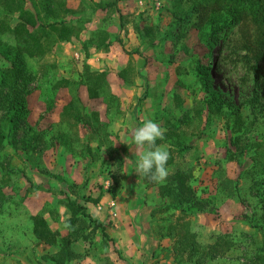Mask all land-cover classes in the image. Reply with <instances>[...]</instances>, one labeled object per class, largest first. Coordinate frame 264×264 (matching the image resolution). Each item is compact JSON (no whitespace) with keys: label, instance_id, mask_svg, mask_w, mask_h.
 I'll return each mask as SVG.
<instances>
[{"label":"rangeland","instance_id":"374dc122","mask_svg":"<svg viewBox=\"0 0 264 264\" xmlns=\"http://www.w3.org/2000/svg\"><path fill=\"white\" fill-rule=\"evenodd\" d=\"M40 1L0 0V23L10 28L0 32V264H128L125 255L152 250L154 262L264 264V61L255 58L264 0H57L62 12ZM20 3L36 25L19 17ZM56 21L73 27L69 40L49 28ZM23 27L42 55L20 50L33 44ZM86 67L106 74L98 98ZM146 118L167 130L159 141L174 162L163 183L140 176L126 186L122 148ZM176 171L194 189L179 223L189 222L199 253L173 228L185 206L177 190L160 194L159 185L176 187ZM152 186L158 197L144 192ZM106 190L145 194L146 227L139 213L128 229L122 211L118 238L104 237L87 211ZM72 201L86 209L73 222ZM36 214L54 244L38 238ZM216 241L221 252L208 254Z\"/></svg>","mask_w":264,"mask_h":264},{"label":"trees","instance_id":"16d2710c","mask_svg":"<svg viewBox=\"0 0 264 264\" xmlns=\"http://www.w3.org/2000/svg\"><path fill=\"white\" fill-rule=\"evenodd\" d=\"M54 1L56 2L57 0H41L40 4L42 5L44 10L52 11L53 9H51L50 7L51 6L55 7L53 5ZM56 4L58 5L56 7L59 9L60 12H62L64 10L63 2H56ZM204 4H205L204 6H207V5H210L211 3L206 4L205 2ZM17 8L20 12L19 17L21 19L26 20V23L30 24L31 26L36 25V19L29 10H27L21 3L18 5ZM180 11H181V8L178 9V12ZM263 11H264V8H263ZM49 28L53 31V33L56 35V38L60 41L69 40L74 33L73 27L66 25L64 22L56 21L50 24ZM9 29L10 28L7 25H3L0 23V32H7ZM23 31L27 34L28 38L33 42V44L31 46L21 45L20 50H22L23 52H26L30 56L42 55L44 53V48H43L42 43L35 41V39L26 30V27H23ZM255 58L258 60L260 59L264 61V44L261 45V52L257 53ZM85 81L88 84L87 89H88L90 98H98L101 92L105 88L109 87V84L106 81L105 73L97 72V71H89L88 67H86V71H85ZM253 94H254L253 99L256 100L257 98V77L255 79V88H254ZM159 142L160 141L157 140L156 143H159ZM172 162H173V157L170 154V158L167 162V165L172 164ZM171 179L176 181V187L168 188L169 185L167 184L160 185L159 186L160 194L161 192L163 194V190L165 189L167 191L168 190L173 191L174 189L177 190L176 191L177 195L180 196L179 202L181 204H185V206L180 208L179 213L181 214L180 215L181 217L173 225V228L182 229V230L184 229L186 236L192 239L190 241L191 250L199 253L198 250L200 249L199 247L200 245L196 241H194L195 235L192 232H190L189 222L182 221L181 223H179L180 222L179 220H183V218L189 215L190 210H193V206L195 205L194 189L190 186L188 182L189 175L181 171H176L173 173ZM1 198H3L2 194H0V200ZM68 207L71 211V217L69 219L71 222L75 221L78 213H82L83 215H86L85 207L83 205L76 203L75 201L69 202ZM32 219H33V228L38 238L48 245L54 244L56 242V234L54 231L50 229L46 219L40 214L33 215ZM93 223L95 227L101 228L103 236L106 237L107 234L105 233V227L103 226V224L97 220H93ZM222 246L223 244H220L218 241H216L215 243H212L211 245L207 246V249H208L207 253L211 255H217L218 253L221 252L220 247Z\"/></svg>","mask_w":264,"mask_h":264},{"label":"crops","instance_id":"0c3cea01","mask_svg":"<svg viewBox=\"0 0 264 264\" xmlns=\"http://www.w3.org/2000/svg\"><path fill=\"white\" fill-rule=\"evenodd\" d=\"M122 136H123L124 142L129 138L125 131L123 132ZM158 145H164L167 148V150L169 151V153L172 155V151H170V148H172V147L170 145H168L166 143L163 144V143H161V141H160V143H158ZM118 146H119L118 142L116 141L115 148L117 149ZM123 151H124V153L122 155H125V156H124V162L122 165L125 166V169H126L125 172L127 174L126 179L123 182L128 183L126 186H131L132 184H133V186H135L134 182H136L137 180H140L142 182L144 180L142 179V177H140L141 175H134V176L131 175V173L133 171L135 172L136 162H137V155H136L137 149H136V146L132 140L130 142H128V140H127L124 143L123 148H122V152ZM172 157H173V155H172ZM173 162H174V157H173ZM169 165H171V164H169ZM169 165H167V166H169ZM129 183H131V185H129ZM156 186H154V187L152 186L149 189L145 188L144 192L154 194L155 197H158V194H156L158 192ZM106 191L107 192L104 194L102 199H100L97 202L96 207H94L93 212L87 211V213H89L91 215L93 220L99 221L100 223L103 224V226H106L108 224L111 225V223H112L113 226H110V228H106L105 233L108 232L107 234H109L112 238H118L119 233L117 230H115L116 228H118L117 227L118 223L115 224L114 222H116V221L118 222V220L120 219V215H121L122 211H123V213H127V215H125V217H126V223L128 225V229L130 228L129 223L136 224L134 217L135 216L137 217L139 213H140V220L142 219L143 224H145V227H146L147 218L149 217L147 215H150L152 208L150 207L151 202L146 199L145 194L142 195L143 193H141V194L139 193L140 194L139 195L138 193H136L134 191L133 192H131V191L127 192L126 191V194H124V190L117 191L116 193L111 194L109 192V190H106ZM140 201H141V203L138 204V202H140ZM144 201L145 202L148 201L147 202L148 204L146 203L144 205ZM108 215H109V217H108ZM130 218H131V221H130ZM151 222H153V220H149V223H150L149 225H151ZM189 229H190V227H189ZM144 230L149 232V230H147L146 228H144ZM111 232H112V235H111ZM190 232H192L191 229H190ZM138 240L135 238L131 242L133 244V246H136L139 244ZM135 249H134V251H135ZM144 251H146V250H144ZM142 253L143 254L130 253L129 255H125L124 257L128 260V264H174V259L171 256H168L166 258H161V259H159V261L154 262L153 261V257H154L153 256V250L151 253H148V252H142Z\"/></svg>","mask_w":264,"mask_h":264},{"label":"clouds","instance_id":"9594fccd","mask_svg":"<svg viewBox=\"0 0 264 264\" xmlns=\"http://www.w3.org/2000/svg\"><path fill=\"white\" fill-rule=\"evenodd\" d=\"M166 131L153 119L146 118L142 125L131 133V139L137 149L135 172L155 183H163L169 175L167 162L170 153L164 145L156 143L157 140H164Z\"/></svg>","mask_w":264,"mask_h":264},{"label":"built area","instance_id":"2783aa9c","mask_svg":"<svg viewBox=\"0 0 264 264\" xmlns=\"http://www.w3.org/2000/svg\"><path fill=\"white\" fill-rule=\"evenodd\" d=\"M160 3H158V5H159Z\"/></svg>","mask_w":264,"mask_h":264}]
</instances>
